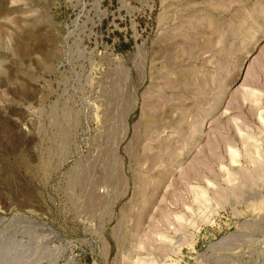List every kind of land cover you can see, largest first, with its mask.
<instances>
[{
    "label": "rangeland",
    "instance_id": "obj_1",
    "mask_svg": "<svg viewBox=\"0 0 264 264\" xmlns=\"http://www.w3.org/2000/svg\"><path fill=\"white\" fill-rule=\"evenodd\" d=\"M0 264H264V0H0Z\"/></svg>",
    "mask_w": 264,
    "mask_h": 264
},
{
    "label": "bare ground",
    "instance_id": "obj_2",
    "mask_svg": "<svg viewBox=\"0 0 264 264\" xmlns=\"http://www.w3.org/2000/svg\"><path fill=\"white\" fill-rule=\"evenodd\" d=\"M244 101V99H243ZM263 119V118H262ZM245 144L248 145L249 143L247 141H245ZM256 146V145H255ZM257 149L259 150V148L257 147ZM232 155V154H231Z\"/></svg>",
    "mask_w": 264,
    "mask_h": 264
}]
</instances>
